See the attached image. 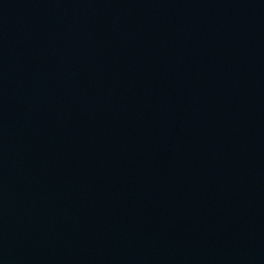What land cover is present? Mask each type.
Returning <instances> with one entry per match:
<instances>
[{
	"label": "water",
	"instance_id": "1",
	"mask_svg": "<svg viewBox=\"0 0 264 264\" xmlns=\"http://www.w3.org/2000/svg\"><path fill=\"white\" fill-rule=\"evenodd\" d=\"M0 264H264V0H0Z\"/></svg>",
	"mask_w": 264,
	"mask_h": 264
}]
</instances>
